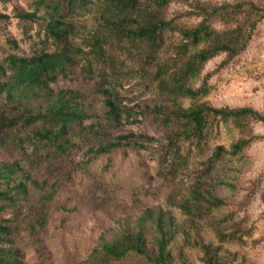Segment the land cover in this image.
Returning a JSON list of instances; mask_svg holds the SVG:
<instances>
[{"label": "rangeland", "instance_id": "374dc122", "mask_svg": "<svg viewBox=\"0 0 264 264\" xmlns=\"http://www.w3.org/2000/svg\"><path fill=\"white\" fill-rule=\"evenodd\" d=\"M38 1L0 0V64L5 67L0 83L13 74L9 57L34 58L63 48L48 38L47 11L44 6L38 9ZM99 1L87 0V7L74 10L62 5L63 17L75 28L71 42L83 52L75 55L66 77L49 85L48 97L27 102L40 109L63 92L78 96L75 99L85 106L89 119L71 125L63 139H71L66 152L38 141L42 122L0 130V166L8 170L0 178V224L10 228L0 247L14 249L19 264H150L135 255L106 258L102 243L147 210L164 209L200 242L185 245L180 234L171 247L173 264H183V259L187 264H207L205 248L225 256L222 264H264V123L247 120L237 125L211 118L208 137L199 147L198 138L181 122L168 126L157 119L154 108L173 109L177 104L189 108L194 103L163 98L156 76L166 64L180 66L167 47L182 37L166 34L170 45L151 52L152 57L138 54L130 40L111 37L104 48L108 61L98 62L90 53L89 38L100 28ZM197 2L212 7L264 6V0L171 1L167 19L187 29L198 27L205 17L197 15ZM34 12L35 19L23 18ZM212 21L221 32L246 25L244 17L231 24ZM250 30L241 54L232 58L221 54L204 66L195 88L206 87L209 93L198 102L216 109L251 108L264 115V19ZM99 89L116 92L120 107L133 115L129 119L126 114L122 126L106 119V98ZM1 108L10 117L18 115L6 108L4 100ZM170 135H176L174 142L168 140ZM121 136L130 137L132 145L108 154L91 152ZM242 140L252 143L233 154V145ZM218 147L226 154L217 159ZM16 186L23 193L13 191ZM194 189L222 198L227 205L187 215L179 206L189 202ZM212 224L224 236L218 237ZM149 244L153 255L156 249Z\"/></svg>", "mask_w": 264, "mask_h": 264}, {"label": "trees", "instance_id": "16d2710c", "mask_svg": "<svg viewBox=\"0 0 264 264\" xmlns=\"http://www.w3.org/2000/svg\"><path fill=\"white\" fill-rule=\"evenodd\" d=\"M171 1L185 0H100L98 10L100 11L99 30H96L89 39L90 53L98 62L106 63L107 56L105 47L109 45L111 37L127 39L133 43V48L138 54L157 51L167 44L165 36L168 33H178L182 40L171 43L167 47L175 52L181 64L176 62L166 64L158 74V84L161 96L170 101L179 99H191L192 106L185 108L175 106L173 109L154 108L152 113L168 125L175 120L181 122L188 133H192L199 140V147L207 139L206 129L212 121L211 118L218 117L225 123L233 122L237 125L251 120L264 123V115L251 108L241 109H216L198 102L200 97L209 93L208 88H195V82L200 78L204 66L215 57L227 54L236 57L247 47L251 37V30L256 22L264 19V6L253 3H239L222 7H212L196 3L198 16H204V21L196 28L187 29L183 25L176 24L167 19V9ZM67 4L71 10L83 9L88 6L87 0H39L38 9L46 8L47 34L56 44L62 46L55 53H45L34 58L9 57V67L13 70L6 83H0V100H4L7 109L18 115L10 117L7 110L1 108L0 130L13 129L23 123L28 126L37 125L42 122L43 127L37 133L39 142L52 145L61 153L66 152V144L71 139L68 137L69 128L73 124H82L89 119L86 108L79 103L77 95L63 92L57 98L48 101L45 108H31L27 102L38 96H46V91L51 83L57 81L60 76L66 77L67 71L74 63L77 53L83 52L77 49L71 42V36L75 34L72 23L67 22L61 13L62 5ZM37 17L36 12L23 16L24 19L33 20ZM244 17L246 25H241L234 30L216 31L212 20L220 19L225 24H231L236 19ZM113 64L112 60L109 59ZM167 67V68H166ZM5 71L4 65L0 64V79ZM149 75H155L148 72ZM163 74H167L163 76ZM168 77V78H166ZM98 94L106 98V119L118 126H122L125 115L130 119L133 115L120 107L116 92L109 89H99ZM117 99V100H116ZM32 102V103H33ZM176 135L168 136V140L174 142ZM130 137L121 136L107 145H100L99 150H91L98 154H108L114 149L132 145ZM252 140H242L233 145V154L242 152L251 145ZM226 154V149L218 147L214 157L220 158ZM0 166V178H5L6 173ZM12 174V172H10ZM13 191L23 193L21 187L12 188ZM194 202L192 204V202ZM227 205L222 198L204 193L201 189H194L191 199L179 207L187 215L194 211L220 209ZM218 237L224 236V232L217 224H212ZM10 233V228L0 224V245L2 238ZM184 237L183 243L189 244L192 240L200 244L196 237L186 232V227L178 225L171 212L164 209L147 210L136 222L117 233L113 239L102 243V254L106 258L123 260L130 255L144 257L150 264H173V250L171 247L179 235ZM151 243L156 251L149 254ZM192 244V243H191ZM193 245V244H192ZM183 247V246H182ZM212 250L205 248L204 261L207 264H222L219 254H212ZM225 257V256H222ZM19 264V257L14 249L0 247V264ZM183 264L187 261L183 259Z\"/></svg>", "mask_w": 264, "mask_h": 264}]
</instances>
